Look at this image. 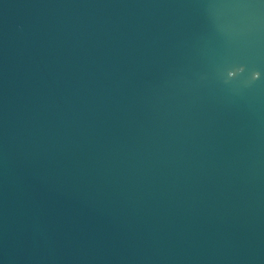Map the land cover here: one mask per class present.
Returning a JSON list of instances; mask_svg holds the SVG:
<instances>
[{
    "label": "water",
    "instance_id": "1",
    "mask_svg": "<svg viewBox=\"0 0 264 264\" xmlns=\"http://www.w3.org/2000/svg\"><path fill=\"white\" fill-rule=\"evenodd\" d=\"M0 264H264V2L0 0Z\"/></svg>",
    "mask_w": 264,
    "mask_h": 264
},
{
    "label": "snow or ice",
    "instance_id": "2",
    "mask_svg": "<svg viewBox=\"0 0 264 264\" xmlns=\"http://www.w3.org/2000/svg\"><path fill=\"white\" fill-rule=\"evenodd\" d=\"M262 2H264V0H262Z\"/></svg>",
    "mask_w": 264,
    "mask_h": 264
}]
</instances>
